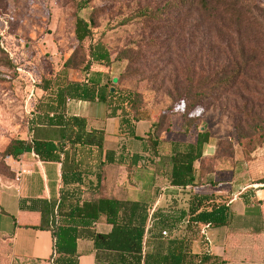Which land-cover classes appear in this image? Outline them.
Listing matches in <instances>:
<instances>
[{
	"label": "trees",
	"instance_id": "obj_1",
	"mask_svg": "<svg viewBox=\"0 0 264 264\" xmlns=\"http://www.w3.org/2000/svg\"><path fill=\"white\" fill-rule=\"evenodd\" d=\"M92 1L76 2L77 11L89 9ZM210 1L213 6H210ZM197 6L202 7L204 12L219 9L223 18L235 26L249 20L245 17L243 0H170L163 8L151 5L139 8L126 22L128 24L137 19L154 33L171 29L176 33V28L179 30L185 27V23L191 17V11ZM100 11L93 10L89 19L76 16L75 36L79 43L78 48L94 39L96 34L94 15ZM173 12L176 14L174 17ZM180 32L179 30L177 35ZM152 40L156 43L163 39L162 36H157ZM0 52L5 56L7 66L16 71L15 64L1 45ZM75 53L76 51L65 62L62 73L57 74L55 79H42L40 90L48 95V98L42 101L41 110L31 129V136L27 139H13L1 153L2 157L14 160L34 153L42 162L61 165L63 188L60 201L56 204L41 199L29 206V209L39 210L43 214V225L52 230L56 248L54 264H77V241L82 237L93 240L97 251L118 256V260L113 264H224L219 257L199 255L193 251V244L199 236L201 226L211 224L221 227L231 222L229 207L214 203L212 196L192 195L188 211L182 212L177 219L171 214L154 213L153 230L157 231L151 234V251L144 253V238L152 202L120 199L111 193L105 174L102 171L98 174L93 171L91 161L84 154L86 149H96L101 159L105 133L89 130L85 118L69 116L67 105L73 100L105 103L112 111L111 115L116 116L119 112L121 137L138 139L134 133L135 122L139 120L148 103L143 93H119L115 86H111L114 84L113 79L104 82L102 72L92 70L94 65L106 68L112 66L111 53L101 41L91 43L89 47L88 63L85 66L86 76L83 80L75 81L69 78L68 72L74 69L72 63ZM255 62L254 57H249L246 50L241 49L231 63L211 69L205 76L198 78L195 70L188 68L186 84L178 96L179 101L159 115L158 121L152 127V133L147 139L142 140L146 158L142 159L140 156L129 158L124 154V139L121 140L119 158L122 161L131 159L129 172H132L133 164L137 165L142 160L147 164V160H150L149 163L156 166L155 172L166 176L172 186L188 188L195 186L198 175L197 163L201 165L200 172L204 169L212 170L217 163H228L227 160L222 162L217 159L224 143L222 140L217 143L213 157L204 156V146L210 143L212 134L199 125L206 112L203 106L212 104L230 92L237 82L247 80ZM176 106H181V113L176 112ZM174 113L183 117L181 133L187 137L186 144L163 143L161 140L163 132L173 130L171 116L175 115ZM249 117L250 121L247 122L249 128L263 130V119L250 115ZM167 120L169 121L165 128ZM242 126L241 123L237 124L240 139L245 138ZM226 143L231 146V143ZM164 146L171 148V155L160 154ZM111 156L112 154L106 153L105 165L111 163L109 159ZM93 173L97 174V183L90 186L89 192L84 194L79 187L83 185L84 178ZM255 184L264 185V177L258 179ZM252 193L254 194L255 190L248 189L241 197ZM64 209H69V212L65 214L66 218L62 223L58 216H62ZM102 217H105L106 222L113 227L109 235L98 234L94 229ZM183 221L187 222V226L181 239H166L159 232V228L172 230L176 224Z\"/></svg>",
	"mask_w": 264,
	"mask_h": 264
},
{
	"label": "rangeland",
	"instance_id": "obj_2",
	"mask_svg": "<svg viewBox=\"0 0 264 264\" xmlns=\"http://www.w3.org/2000/svg\"><path fill=\"white\" fill-rule=\"evenodd\" d=\"M78 1L0 0V45L16 67V71L9 68L0 52V185L12 178L10 160L1 153L13 139L31 136L42 101L48 98L40 90L42 79H55L76 51L74 69L68 74L72 80H83L89 47L97 41L110 51L113 62L110 68L94 65L92 70L102 72L104 82L117 80L111 86L119 93H143L146 110L159 115L179 101L188 68L199 78L231 63L241 49L246 50L256 61L247 80L204 105L206 112L199 125L210 131L215 148L224 141L217 159L235 164L241 181L250 183L264 177V128L252 129L247 124L249 115L264 122V0H243L249 20L240 26L226 21L217 8L204 12L197 6L178 35V28L176 33L172 29L154 33L137 19L126 22L137 9L147 5L163 8L170 0H93L82 12L77 11ZM95 9L101 11L94 15V39L78 48L76 16L89 19ZM157 36L163 40L155 43L152 39ZM180 107L176 106V112H182ZM174 114L171 120L181 130L183 117ZM238 123L243 125L244 139L239 138ZM180 232L178 237L183 235Z\"/></svg>",
	"mask_w": 264,
	"mask_h": 264
},
{
	"label": "crops",
	"instance_id": "obj_3",
	"mask_svg": "<svg viewBox=\"0 0 264 264\" xmlns=\"http://www.w3.org/2000/svg\"><path fill=\"white\" fill-rule=\"evenodd\" d=\"M146 109L135 122L134 133L138 139H125L121 137L119 112L116 116L111 115L112 111L101 102H68L69 116L85 118L89 130L105 133L101 159L96 149L84 150L91 161L92 170L105 174L108 188L117 198L138 202L150 200V211L171 214L176 219L189 209L190 201H184L188 200L186 193H190V196H212L214 203L229 207L231 222L226 226H211L209 243L198 236L193 244L194 253L219 257L224 264H264V185L255 184L257 180L250 183L241 181L235 164L217 163L214 169L200 172L201 165L197 163L195 186L184 191L182 187L172 186L166 176L155 172L156 166L150 164V160H147V164L144 160L133 164V170L129 172L131 159L122 161L119 158L120 143L124 139V154L129 158H146L142 140L152 133V127L159 118L158 112ZM177 134L182 137H176ZM161 140L163 143L188 142L174 123L173 130L163 132ZM215 152L211 139L204 146V156L213 157ZM106 153L112 154L109 165L104 164ZM160 154L171 155V148L162 147ZM9 160L12 178L0 185V264H54L56 248L52 230L43 225V214L39 210L29 209V206L41 199L56 204L60 201L63 188L61 165L42 162L34 153L20 160ZM96 175L93 173L84 178L83 185L79 187L84 194L89 192L90 186L96 185ZM248 189H254L255 193L241 197ZM67 212L69 209H64L62 216H58L60 222H64ZM184 222L173 228L183 232L178 239L185 235ZM94 229L98 234L109 235L113 227L102 217ZM159 229L161 232L165 228ZM154 230L149 235L144 253L151 251V234ZM77 254V264H113L118 260L114 254L97 251L93 240L86 237L77 241Z\"/></svg>",
	"mask_w": 264,
	"mask_h": 264
},
{
	"label": "built area",
	"instance_id": "obj_4",
	"mask_svg": "<svg viewBox=\"0 0 264 264\" xmlns=\"http://www.w3.org/2000/svg\"><path fill=\"white\" fill-rule=\"evenodd\" d=\"M33 83H35V81H33ZM182 191L184 190H188V188H181ZM187 195V198L188 200H184L185 203H187L188 201H190V193H186ZM155 213V210H151L149 212V219H148V223H147V226H146V234H145V238H144V249H145V246H146V242L149 238V235L151 233V231L153 230V224H154V221H153V214ZM183 225L187 226V222H184ZM210 227H211V224H206V225H203L200 227V230H199V236L204 240L206 241L207 243H209V230H210ZM180 231L178 230V228H175V229H168V228H165L161 231V234L164 238L166 239H170V240H173V239H178V233Z\"/></svg>",
	"mask_w": 264,
	"mask_h": 264
},
{
	"label": "water",
	"instance_id": "obj_5",
	"mask_svg": "<svg viewBox=\"0 0 264 264\" xmlns=\"http://www.w3.org/2000/svg\"><path fill=\"white\" fill-rule=\"evenodd\" d=\"M114 83H117V80H114Z\"/></svg>",
	"mask_w": 264,
	"mask_h": 264
}]
</instances>
